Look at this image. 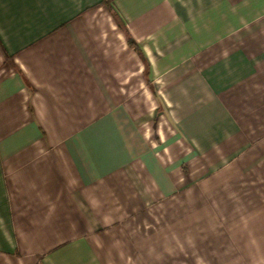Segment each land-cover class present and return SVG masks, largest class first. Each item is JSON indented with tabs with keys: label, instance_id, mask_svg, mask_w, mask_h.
<instances>
[{
	"label": "crops",
	"instance_id": "obj_1",
	"mask_svg": "<svg viewBox=\"0 0 264 264\" xmlns=\"http://www.w3.org/2000/svg\"><path fill=\"white\" fill-rule=\"evenodd\" d=\"M0 264H264V0H0Z\"/></svg>",
	"mask_w": 264,
	"mask_h": 264
},
{
	"label": "trees",
	"instance_id": "obj_2",
	"mask_svg": "<svg viewBox=\"0 0 264 264\" xmlns=\"http://www.w3.org/2000/svg\"><path fill=\"white\" fill-rule=\"evenodd\" d=\"M129 41L132 45H135V41H133V39L131 37H129Z\"/></svg>",
	"mask_w": 264,
	"mask_h": 264
}]
</instances>
